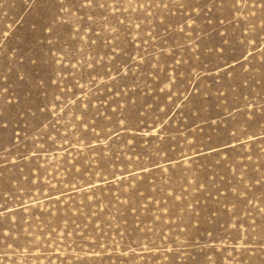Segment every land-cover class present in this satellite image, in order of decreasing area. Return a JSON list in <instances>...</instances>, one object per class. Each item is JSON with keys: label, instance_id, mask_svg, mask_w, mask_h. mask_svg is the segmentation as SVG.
Here are the masks:
<instances>
[{"label": "rangeland", "instance_id": "rangeland-1", "mask_svg": "<svg viewBox=\"0 0 264 264\" xmlns=\"http://www.w3.org/2000/svg\"><path fill=\"white\" fill-rule=\"evenodd\" d=\"M252 3L258 5L259 0H249V8L233 10L232 15L217 12L209 18L204 13L194 30L189 28L192 20L184 22L189 13L175 3L170 9H162L161 0H131V8L124 3L125 10L118 9L115 15L139 27L130 28V34L120 31L121 38L127 35L129 43L123 53L119 47L115 52L131 67L123 76L115 70L105 74L113 62L119 65L110 48L116 43L110 38L115 34L114 19L104 25L106 31L96 27L93 32L76 23L82 12L56 14L55 0H0V113L12 117L7 132L0 133L12 141L0 146V205L7 203L24 217L19 230L21 247L12 243L6 248L0 238V264L264 261V229L257 210L264 204L256 199L245 205L232 195L237 191L233 185L242 179L256 191L246 175L253 168L257 175L264 174V122L249 128L244 117L245 111H264L260 107L264 104V72L260 66L264 56L255 41L245 40L259 34L258 28L249 31L253 21L261 23L258 7L256 15H250ZM166 16L172 23L165 20ZM56 21L74 26L72 38L51 45L46 25L59 27ZM60 31L67 36L64 28ZM76 31H80L79 36ZM149 31L153 34L151 41ZM221 43L228 49L224 58L213 52ZM145 49L155 55V59L147 58L152 60L150 67L141 54ZM245 49V56L251 52L255 59L248 56L246 61L241 56ZM65 52L69 53L67 57ZM156 60L161 62L157 64ZM181 60L183 64L177 63ZM165 71L169 77L178 76L183 81L179 91L163 80ZM42 79L48 84L37 87ZM191 95L203 101L202 112L188 103L186 98ZM82 110L93 114L98 110L97 119L107 118L106 131H111V138L101 133V139L92 140V144L111 146L112 151L106 152L108 172L96 170L98 152L90 151L83 141L77 142ZM113 112L115 116L134 113V126L112 131ZM206 120L215 123L209 126ZM231 131L236 132L239 142L229 135ZM223 139L235 148L221 143ZM17 149L30 156L35 151V155L31 160L22 159ZM229 154L232 159L225 162L223 157ZM156 163L167 170L163 180ZM82 165L88 170L84 171ZM141 165L152 171H143ZM206 178L215 180V185L209 186L211 191L204 186ZM129 185L140 190L132 201L139 210L129 211L125 196ZM226 186L231 189L227 206L223 200ZM246 195L241 190V200ZM177 205L178 210L169 215V209ZM69 208L71 211H65ZM4 211L0 207V213ZM234 212L238 215H232ZM61 216L66 218L58 219ZM94 225L99 227L94 230Z\"/></svg>", "mask_w": 264, "mask_h": 264}, {"label": "snow or ice", "instance_id": "snow-or-ice-1", "mask_svg": "<svg viewBox=\"0 0 264 264\" xmlns=\"http://www.w3.org/2000/svg\"><path fill=\"white\" fill-rule=\"evenodd\" d=\"M127 3L128 8H131V0H55V10L56 14H60L62 12H66L67 15L71 16L73 10L75 12H82L84 13L83 16H77L76 17V23L81 24L83 27L90 28L93 32L96 31V27L100 28V31H106L104 25L111 23V19L115 20V24L113 25V28L115 29V34L111 35V40L115 41L116 43L113 45H110V48L112 49V56L116 58V60L119 61V65H116L115 62H113L112 65L108 66V71L105 72V74L110 75L111 70H115L117 75H120L123 73V76H127L128 73L131 71V67H129L128 60L124 59L122 55L118 56L115 52V49L117 47L121 48V53L124 51V45L126 43H129L127 35H125L123 38L120 36V31L123 30L125 33L130 34V28H137L139 25H133L131 22H126V20H121L118 16L115 15L116 10L124 11L123 4ZM175 3L177 8H183L186 10L189 14L184 17V22L186 24L187 20H192L193 25L189 26L191 30H194L195 23L201 18V15L204 13L209 14V18H211L212 15H214L217 12H227L229 15H232L233 10L236 12H242L246 8H249V0H200L198 3L197 0H171V3L164 2V0H161V8L162 9H170L171 4ZM259 8L260 11V21L261 23L257 25L254 21L252 22V27L249 29V31H253L254 29H259L258 35H252V36H246L245 40L249 41L250 43L252 41H255V47L257 50L260 51L261 55L264 56V0H259L258 5L256 3H252L251 7L249 9L250 15L254 17L256 15V9ZM199 11H196V10ZM183 15V13H182ZM227 18V17H226ZM53 20H55V15L53 16ZM165 20L168 21V23H172V19L170 16H166ZM99 22V23H98ZM177 23L180 21L177 20ZM56 25H59V27L54 26L53 24L46 25L47 27V40L48 43L51 45H57L58 42L64 41V40H70L72 38V31L73 27L71 24H65L61 21H56ZM161 25L164 26L165 31H168L167 24L164 23V21L160 22ZM248 25L245 24V27ZM60 28H64L67 32V36L65 35V32L60 31ZM82 30V29H81ZM181 32L184 31L183 28L180 29ZM76 36L80 35V31H76ZM149 41H151L152 33L149 31L147 33ZM157 38H159V33L155 34ZM100 39V37H98ZM105 40L108 39V37L104 38ZM161 48H163V44L160 45ZM78 51V50H77ZM228 49L225 47L224 43H221L218 48H214L213 52L217 57L224 58L227 54ZM245 52H247V49H245L244 52H241V56L244 57V59L247 61L248 56H252L253 59H255V56L253 53L249 52L247 56H245ZM142 56L145 57V62L149 65V67L152 64L151 59H147L149 56H152L153 59H155L154 53H149L146 49L142 51ZM64 55L67 57L69 53L65 52ZM39 57H37V60ZM232 59H237V57L233 56ZM34 63L36 60L33 61ZM161 61L156 60V63L159 64ZM166 62V61H165ZM239 62V61H238ZM177 63L183 64V61H178ZM225 63H227V60L225 59ZM139 66H143V64H140ZM261 71L264 72V62H261ZM215 67L218 69L220 68L219 64H216ZM233 71L235 66H231ZM244 68V65L241 64V69ZM157 72V75H159L158 68L155 70ZM100 73L97 72V75ZM89 76H91V73H89ZM235 73L233 75V79H235ZM20 79H23V77H20ZM116 77H112V80L115 81ZM163 80H167L169 84H171L177 91L180 90L181 85L183 84V81L179 79L178 76L169 77L167 75V71H165ZM48 84V80L42 79L40 83H38L37 87H44ZM80 85H74V87H77ZM114 87H118L117 85H113ZM82 87V86H80ZM219 92L220 89H217ZM171 94V92H169ZM226 98V97H225ZM57 99L56 97H53V100ZM188 103H191L194 107H196L197 112H202L203 108V101L196 95H191L190 97L186 98ZM117 107L119 108L120 105L117 104ZM262 109H264V104L260 106ZM247 108V106H246ZM99 111L97 110L96 113H90L87 110H82L80 112V120L77 124V131L80 132V137L77 139V142H84V146L88 148L90 151H96L99 153V160H98V167L97 171L103 170L104 172H108V164L110 162L109 157L106 156V152H111L112 148L110 145H105L103 147H100L99 145H93L92 140L99 141L101 139V133L105 134L106 139L111 138V131H106V129L109 128V125L105 123L106 117L103 119H97L99 116ZM114 118V127L112 128V131L115 129H118L120 127H130L134 126L135 123V114L132 112H122L120 116H115V112L112 113ZM231 115V113H230ZM245 117V123L251 128L254 124L264 122V111L257 112L255 110H252L250 114L245 111L244 113ZM206 122L211 126L212 123H215V121L206 120ZM12 123V117L9 113H0V133H6L7 129L9 128L10 124ZM87 125L85 128L84 126ZM99 128L100 132H97L96 129ZM262 132H264V128L261 129ZM14 134L19 138V133L14 131ZM50 135V133L48 134ZM229 135L237 139L239 142L238 137H236V132L231 131ZM245 135H247V132H245ZM253 136L256 134L253 132ZM22 139V138H20ZM11 138L0 135V146H3L5 143H11ZM221 143H223L226 146H230L233 149L235 148V145H231L230 141L228 139L221 140ZM244 143H247L245 141ZM261 143H264V137H261ZM212 151L217 152L218 155H220V150H218L214 145L208 144L207 145ZM17 151L20 153L22 159L31 160L32 156L35 155V151L32 152V155L30 156L28 153L20 152L19 149ZM239 155V153H237ZM250 159V156L248 157ZM224 161L226 162L228 159H232L231 155H227L223 157ZM13 163H16V161H13ZM156 167L160 169V172L162 174V180L164 179V174L167 172L166 169L163 168L162 165L159 163H156ZM261 167H264L262 165ZM82 168L84 171L88 170V167L86 165H82ZM141 168L143 171L151 172L152 169L149 168L147 165H141ZM72 169L75 170V165H72ZM79 171V170H77ZM31 173V169H29V174ZM112 175H115V173H111ZM248 176V180L252 185V188H255L256 191H252L251 188L247 184L243 183V179L238 182L237 185H233L237 189V191L232 194L237 201H240L241 203L247 205L252 200L259 199L261 204H264V174L257 175L256 169L253 168L250 173L246 174ZM123 178L121 177V180ZM166 182V181H165ZM91 184V182H88ZM105 183H109L108 181H105ZM215 180L212 179H205L204 186L208 188L209 191H211V188L209 186H214ZM242 186V188H241ZM258 186V187H257ZM95 187H99L96 185ZM197 187L200 188V184H197ZM130 191L125 194L126 200L129 204V211L131 208H137L138 206L136 204H133L132 201L134 198L138 197L140 194L139 188H134L132 185H129ZM216 193L220 194V189L216 188ZM244 191L247 193V195L241 200L240 192ZM7 191V189H6ZM123 191V190H121ZM256 192L260 193V196L257 197ZM231 193V189L227 188L223 196V200L225 202V206H227L228 203L231 202V197L229 195ZM103 195V190H101V196ZM101 202L102 198L98 197ZM170 200H175V196H169ZM57 202H59V198H57ZM119 202V200H118ZM219 202V201H218ZM236 205H234L235 207ZM0 207L4 208L5 211L3 213H0V238H2V241L4 243V246L7 248L10 244L15 243L17 247H21V234L19 233V230L22 227V222L24 221L23 216H18L15 209L11 208L7 203H4L0 205ZM167 207V205H165ZM179 205H177L176 209H169V215L174 214V211L178 210ZM261 213V227L264 229V208L257 209ZM61 210L57 208V212H60ZM65 211H71V209H66ZM79 211V208L77 209ZM184 211L187 213L189 212V209L187 206L184 207ZM217 211H220L218 209ZM11 212V215L8 213ZM228 213L225 211V215ZM232 215H238V213H232ZM192 216H196V213H192ZM13 217H16L13 219ZM66 217H58V219H65ZM198 218V217H197ZM191 220H189V226H190ZM57 227H59V224H57ZM99 227V225H94L93 229ZM17 232V234L14 236L13 233ZM237 238L239 237V231L236 232ZM195 264H198V262H195ZM261 264H264V261H261Z\"/></svg>", "mask_w": 264, "mask_h": 264}]
</instances>
